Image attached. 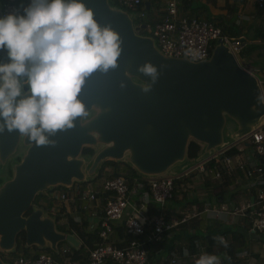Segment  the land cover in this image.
I'll return each mask as SVG.
<instances>
[{
  "label": "water",
  "instance_id": "1",
  "mask_svg": "<svg viewBox=\"0 0 264 264\" xmlns=\"http://www.w3.org/2000/svg\"><path fill=\"white\" fill-rule=\"evenodd\" d=\"M83 3L102 28L118 34L117 65L107 71L98 68L85 78L78 96L85 114L72 127L45 133L48 143L39 145L30 133L4 124L0 174L5 175L9 159L21 157L12 160V175L0 183V251L13 250L22 230L27 246L57 252L61 240L78 245L75 234L58 229L56 216L43 206L26 214L39 191L87 180L106 159L123 160L145 177L175 175L264 121V95L256 74L223 40H217L205 59L168 55L153 37L138 32L127 9L109 0ZM147 65L154 74L141 71ZM191 140L200 144L193 157L188 156ZM84 146L94 152L82 153ZM0 264L10 262L0 255Z\"/></svg>",
  "mask_w": 264,
  "mask_h": 264
},
{
  "label": "built area",
  "instance_id": "2",
  "mask_svg": "<svg viewBox=\"0 0 264 264\" xmlns=\"http://www.w3.org/2000/svg\"><path fill=\"white\" fill-rule=\"evenodd\" d=\"M115 1L131 8L132 16L138 19L135 25L147 30V35L153 37L159 49L168 55L185 56L192 60L205 59L217 40L221 39L236 56L246 43L240 36L224 32L214 21L181 7L180 0H160V14L152 18L149 17L146 7L141 6L144 0ZM254 2L261 13L264 32V0ZM19 10L16 0L1 2L2 15ZM259 41L264 42V37ZM250 70L255 74L256 70L261 72L260 76H256L264 95V69L255 64ZM234 143H237L238 151L233 154L223 153L229 145L175 175L134 177L131 186L127 178L115 175L103 178L100 182L74 181L70 186L49 190L52 200L66 205L67 212L63 210V213H72L77 206L87 212L89 218L98 224L99 240L87 250L85 261L72 259L70 247L63 245L57 251L59 257L46 251L32 252L28 256L18 253L11 255L10 264H105L108 261L118 264H145L147 245L150 242L160 240L166 229L189 218L200 217L204 213H211L215 218L222 213L230 217H244L252 231L264 235V187L256 184L264 181V121ZM248 149L253 154L251 157L245 155V150ZM192 169L202 177H209L213 182L212 186H223L224 169L234 171L237 174L235 181L241 182L245 179L255 190L233 204L226 201L219 204L206 202L199 209L192 203L178 209L169 218L163 211L152 210L147 196L133 193V189L139 191L147 185L151 197L162 208L165 201L173 197L174 191L190 189V182L182 180V177L190 175L189 171ZM238 170L243 173L242 177L238 175ZM72 206L75 207L70 208ZM59 210L56 207L54 212ZM119 220H123L130 235V239L122 245L115 242L114 235V223ZM62 221H66V216L60 217V222ZM225 240L228 241L227 238ZM169 264H186V259L174 255Z\"/></svg>",
  "mask_w": 264,
  "mask_h": 264
},
{
  "label": "clouds",
  "instance_id": "3",
  "mask_svg": "<svg viewBox=\"0 0 264 264\" xmlns=\"http://www.w3.org/2000/svg\"><path fill=\"white\" fill-rule=\"evenodd\" d=\"M4 48L9 62L0 63V131L6 123L9 130L30 133L39 145L49 142L45 133L72 127L85 114L78 99L85 78L98 68L115 67L121 51L118 34L102 28L83 0H30L22 13L0 15ZM141 71L155 73L151 65ZM214 238L227 247L224 237ZM196 264H220V259L202 253Z\"/></svg>",
  "mask_w": 264,
  "mask_h": 264
},
{
  "label": "crops",
  "instance_id": "4",
  "mask_svg": "<svg viewBox=\"0 0 264 264\" xmlns=\"http://www.w3.org/2000/svg\"><path fill=\"white\" fill-rule=\"evenodd\" d=\"M190 3L191 0L189 5L185 7L188 10L191 9ZM203 3L205 4L204 6L198 5L193 10L197 15L214 21L229 35L240 36L246 42L258 41V38L252 37L255 33L254 26L259 21V18L256 16L258 13L254 0H203ZM189 11L192 12L191 10ZM263 50L262 59H264ZM249 60L252 59L250 58ZM256 65L260 68L258 62ZM232 185L228 183L221 186L225 193H230L229 200H226L230 204L241 199H233L234 192L240 187H236L232 191ZM206 191L208 189L201 187L190 192V199L176 198L177 204L165 203L164 206L171 212L177 211L186 205H190L191 203L186 204L189 200L196 204L199 198L202 199L205 196ZM242 191L245 194L244 196H248L254 192V188L248 187L247 190L244 189ZM206 201L209 200L206 199L204 202ZM169 217L167 216V218ZM219 217L215 218L211 213H204L200 217L189 218L186 222L166 229L160 240L150 242L147 245V255L149 256L146 264H169L170 258L174 255L183 256L186 259V264H196L197 259L202 253L215 255L220 260L222 257H225L226 263L230 264H264V235L254 233L248 227V220L244 217H230L225 213L220 214ZM90 220L93 221L92 219ZM244 229H250L252 232L247 233ZM232 230L244 236L243 244L233 249L235 255L232 258H230V248H224V250H218L214 253L213 251H209V246L203 238L204 235H212L214 244L216 245L218 241L214 237L224 236L229 239L232 235V232L229 231ZM105 264L118 263L108 261Z\"/></svg>",
  "mask_w": 264,
  "mask_h": 264
},
{
  "label": "trees",
  "instance_id": "5",
  "mask_svg": "<svg viewBox=\"0 0 264 264\" xmlns=\"http://www.w3.org/2000/svg\"><path fill=\"white\" fill-rule=\"evenodd\" d=\"M145 1L146 0H144V2ZM148 1H149V6L147 8L148 15H149L150 7L152 6V4H155L157 11H159L158 7L160 5V0H148ZM180 1H182L181 7H183V8L187 7L189 5V2H190V0H180ZM1 2H3V0H1ZM16 2L20 6V10L18 12L22 13L23 8L30 3V0H16ZM109 2L113 5H117V6H120V7L127 9L132 14L131 8L124 6L115 0H109ZM144 2L141 3V6H143V5L145 6ZM159 14H160V11H159ZM132 17H133V22L136 24L138 22V19L135 16H132ZM138 32H140L142 34H149V32L145 29H140V30H138ZM252 37L256 39L259 36L255 32ZM263 37H264V35L261 34V38H263ZM263 49H264V42L250 41L249 43H245L244 47L241 50V53H243L245 59H249L253 55L260 56L262 54ZM0 63H3V62L0 61ZM199 149H200V144L194 140H191L189 145H188V156L189 157L195 156L199 152ZM236 151H238L237 143L236 144L233 143L223 153L233 154ZM93 152H94V149L92 148L90 151H88V154H92ZM15 158L20 159V155L19 154L16 155ZM108 164L111 165V167H112V170H111V172H109L108 177H112L115 175H122L129 180L130 186L132 185L134 177H137V178L138 177L139 178L144 177V176L140 175L131 165L127 164L125 161L114 160V159L104 160L101 163V165H100V167H99V169H98V171L94 177L101 176L103 173L104 167ZM7 172L9 175H12V169L11 168H8ZM237 173L240 177L243 176V173L240 170H238ZM222 174H223V178H222L223 184H228V183L231 185L233 184L232 185V191L234 190V188L239 187L238 186L239 183L245 181V179H242L241 182L235 181L237 174L234 171L229 172V171L224 169ZM194 177H195L194 174L186 175V176L182 177V180H187L190 182V179L194 178ZM2 180H3V177L0 176V182ZM190 184H191L190 189H187L185 191H180V190L174 191L173 197L167 199L168 200L167 203H169V200L178 198V197H176L178 192L179 193L183 192V194L180 197L181 199H185V200L190 199V196H189L190 192H192V190H194V189H197L195 187L192 189L193 185L191 182H190ZM212 184H213V182L209 177H206L204 179V181L199 184L200 187H205V189H208L207 193H205V196L202 199L199 198L196 201V204H197L199 209H201L206 202L219 204L220 202H224L227 199L229 200L230 193L229 192L225 193V191L222 190V187H221L222 185L212 186ZM256 184L258 186L264 187V181L258 182ZM57 186L63 187L61 185H57ZM248 187H253V185L248 184L245 186L244 189L247 190ZM143 192L148 193V199H149L148 204L152 208V210L163 211V212L167 213L168 216H170L171 213L177 212V211L171 212L169 209H166V206H164L165 204L163 205L162 208H160V206L157 202H153L150 199L151 193H150L147 185H144L142 187V189L139 191H135L133 189V193L138 195V196L142 195ZM180 198H178V199H180ZM38 199H46L47 204L51 205L50 200H52V197L50 195H48V193H46V191L45 192L39 191L33 199L34 204H40L41 205V203H39ZM206 199L209 201L204 202ZM166 201H165V203H166ZM175 201H177V199ZM33 203L26 210V214H28L31 211V209L33 208ZM188 203L192 204L191 200L187 201L186 204H188ZM54 214L56 216L57 228L60 230L66 231V232L73 233L79 239L78 245H73L67 240H61L58 243L59 248L63 245H67L70 247V250H71L70 256L72 259H80L81 261H85L87 250L89 248L93 247L96 244V242L99 240L98 224H96V222H94V221H91L89 216H88V213L85 212L83 209H81L78 206H77V208H75V212L63 213V211H61V212L56 211V213H54ZM62 214H64L66 216L65 222L59 221ZM223 231H225V230H223ZM229 232H232V235L227 242V247H224V245H222L220 243L215 245L212 235H204L203 238L205 239L206 244H208V246H209V251L210 252L213 251V253H214L218 250H220V251L224 250V248L225 249L230 248V253H231L230 258H232V256L235 255V252L233 251V249L236 248L237 246H240L241 244H243L244 236L241 233L236 232L235 230H232ZM114 235H115V242L118 245H122L130 239V235L127 233V231L125 229L123 220H119V221H116L114 223ZM32 247L35 248L33 250L34 253H38L40 251H46V252H52L56 257H59L58 256L59 253L53 251L49 247L40 248L36 245H30V246L25 245V231L24 230H22L18 233L17 239H16V247L13 250H10L9 253L12 256L15 254H18V253H22L23 255L28 256L32 253V251H31ZM148 256L149 255H147V258H148ZM7 260L10 261L11 258L7 259ZM146 262H147V260H146ZM146 262H145V264H146ZM225 263H226V259H225V257H222L220 260V264H225ZM226 264H230V263H226Z\"/></svg>",
  "mask_w": 264,
  "mask_h": 264
},
{
  "label": "rangeland",
  "instance_id": "6",
  "mask_svg": "<svg viewBox=\"0 0 264 264\" xmlns=\"http://www.w3.org/2000/svg\"><path fill=\"white\" fill-rule=\"evenodd\" d=\"M181 3H182V1H181ZM198 5H201V6H204L205 4L203 3V0H191V3H190V8L191 9H189V10H191L192 12L191 13H193V14H196L195 13V11H193L194 9H196L197 8V6ZM186 9V8H185ZM158 10L160 11V5H159V7H158ZM159 11H157V8H156V5L155 4H152V6L150 7V11H149V17L150 18H152V17H154L156 14L158 15L159 14ZM254 11H255V9H254ZM256 11H257V13L258 14H256V16L259 18V21L256 23V26H254V28H255V32H256V34L259 36L258 37V39L257 40H261V34L262 35H264V32H263V23H262V19H261V13H260V11L258 10V9H256ZM157 15H156V17H157ZM254 32V31H253ZM250 42V41H249ZM249 42H246V43H249ZM7 51L8 50H6V51H1L0 52V61L1 62H3V63H7V62H9V58H8V55H7ZM236 56H237V58L240 60V61H242V62H244L245 63V61L248 63V66H249V68L250 67H252V65H255L257 62L259 63V66H260V68H264V59H262V54L260 55V56H257V55H253V57H252V60H246L245 58H244V55H243V53H241V52H237L236 53ZM256 72V74L258 75V76H260L261 75V72L259 71V70H256L255 71ZM249 147V145L247 146V148ZM92 149V147L91 146H84L83 147V149H82V153H88V151H90ZM245 155L246 156H249V157H251L253 154L252 153H250L249 152V149L248 150H245ZM111 170H112V167H111V165H106L105 167H104V169H103V173H102V175L101 176H97V177H94V178H88L89 179V181L88 182H90V183H94V182H100L103 178H106V177H108V174H109V172H111ZM5 175H9V174H7V172H5ZM5 175H3V174H0V176H2L3 177V180L5 179L4 177H5ZM194 178H191L190 179V182L192 183V189L195 187V188H197V189H199V188H201L200 186H199V184L200 183H202L203 181H204V179L206 178V176L205 177H202V175H200L199 173H195L194 174ZM2 180V181H3ZM1 181V182H2ZM0 182V183H1ZM249 184V182L248 181H244V182H241V183H239L238 185H239V187L240 188H238L235 192H234V195H233V199L234 200H238V199H240V198H242L245 194L243 193V191L242 190H244V188H245V186L246 185H248ZM254 188V190H255V187H253ZM47 190V189H46ZM194 190H196V189H194ZM44 192H45V190H43ZM193 191V190H192ZM207 192V191H206ZM46 193H48L47 191H46ZM183 194V192L182 193H179L178 192V194H177V196L176 197H178V198H180L181 197V195ZM49 195V194H48ZM143 195L146 197H148V193L147 192H143ZM150 199L153 201V202H155L154 201V199L152 198V197H150ZM38 201L40 202V203H42V204H44L45 206H44V208H45V210H47V211H49V212H51L52 214H53V212L55 211V209H56V207H59L60 208V212L61 211H63V210H65V208H66V205L64 204V203H59L58 201H54V200H50L51 201V205H48L47 204V200L46 199H38ZM168 202V200L166 201V203ZM168 204V203H167ZM169 204H177V201H175V199H172V200H169ZM35 205H38V204H34L33 203V206H35ZM75 206H72V207H70V208H74ZM66 211V210H65ZM67 212V211H66ZM56 213V212H55ZM55 215V214H54ZM63 216H65L64 214H62V217ZM60 221V220H59ZM245 230V232H247V233H251L252 231L250 230V229H244ZM251 231V232H250ZM254 233H256V234H259V233H257V232H254ZM35 248H33L32 247V249H31V251L33 252V250H34ZM2 252V253H1ZM0 252V255H1V257H3V259H5V261H8L7 259H10V257H11V254L9 253V251H1Z\"/></svg>",
  "mask_w": 264,
  "mask_h": 264
},
{
  "label": "flooded vegetation",
  "instance_id": "7",
  "mask_svg": "<svg viewBox=\"0 0 264 264\" xmlns=\"http://www.w3.org/2000/svg\"><path fill=\"white\" fill-rule=\"evenodd\" d=\"M25 85H26V84H25ZM17 155H18V154H17ZM19 155H20V157H21V153H19ZM15 156H16V155H15ZM15 156L8 160V163H7V165H6V172H7L8 168H11V169H12V164H11L12 160H17V161L19 160V159L15 158ZM7 174H8V172H7ZM9 176H10V175H9ZM0 252H1V251H0ZM1 253H2V252H1Z\"/></svg>",
  "mask_w": 264,
  "mask_h": 264
}]
</instances>
